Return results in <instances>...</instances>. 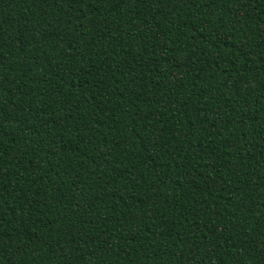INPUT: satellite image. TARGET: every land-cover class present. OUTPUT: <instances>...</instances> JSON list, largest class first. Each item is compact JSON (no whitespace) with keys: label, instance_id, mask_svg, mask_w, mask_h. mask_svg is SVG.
Masks as SVG:
<instances>
[{"label":"trees","instance_id":"16d2710c","mask_svg":"<svg viewBox=\"0 0 264 264\" xmlns=\"http://www.w3.org/2000/svg\"><path fill=\"white\" fill-rule=\"evenodd\" d=\"M0 264H264V0H0Z\"/></svg>","mask_w":264,"mask_h":264}]
</instances>
